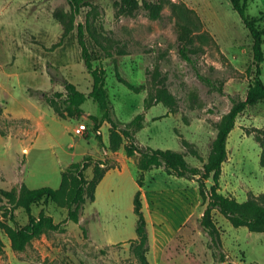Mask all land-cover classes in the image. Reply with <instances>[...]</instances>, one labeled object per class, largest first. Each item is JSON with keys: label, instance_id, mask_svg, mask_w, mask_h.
Listing matches in <instances>:
<instances>
[{"label": "rangeland", "instance_id": "374dc122", "mask_svg": "<svg viewBox=\"0 0 264 264\" xmlns=\"http://www.w3.org/2000/svg\"><path fill=\"white\" fill-rule=\"evenodd\" d=\"M122 4L89 0L76 12L69 0H0V204L6 208L0 211V264H141L135 213L140 156L127 154L126 140L113 148L111 125L101 121L104 111L96 100L88 99L80 116L64 119L54 110L64 107L58 93H65V81L85 94L92 91L79 24L93 65L106 70L113 118L124 127L145 113L144 128L136 133L142 145L181 151L201 167L234 104L247 97L257 74L254 41L230 0H138L132 12ZM248 13L261 18L264 28V0H249ZM261 68L264 80V62ZM117 73L141 91L129 89ZM163 89L173 97L172 107L157 101ZM42 113V126L19 119ZM90 115L99 118V130ZM81 123L88 129L78 137L74 130ZM257 135L264 138V100L237 117L228 138L220 192L240 202L264 194ZM25 146L31 147L28 152ZM97 162H103L106 173L121 171L120 185L96 201L88 195L79 223L67 219L68 207L60 202L34 204L35 215L53 216L64 231L44 227L25 250H16L11 233L29 221L26 210L14 203L23 198L24 183L31 189H57L62 165L86 163L90 190ZM12 189L14 202L2 193ZM140 198L148 264H264V232L234 227L218 210L213 212L218 246L212 242L200 224L206 204L196 180L155 168L144 173Z\"/></svg>", "mask_w": 264, "mask_h": 264}, {"label": "trees", "instance_id": "16d2710c", "mask_svg": "<svg viewBox=\"0 0 264 264\" xmlns=\"http://www.w3.org/2000/svg\"><path fill=\"white\" fill-rule=\"evenodd\" d=\"M234 10L238 12L246 27L253 36V51L254 60L257 66V74L254 82L248 90L246 99L243 102L235 103L221 129L219 130L216 140L214 142L213 150L201 167L192 165L186 158V155L174 149L153 148L151 146L142 145L136 133L144 128L145 113L138 114L129 124L121 127V122L115 120L112 116L113 107L108 97L106 88V70L101 67L93 65L92 52L86 41V33L83 24L78 26V41L82 48V57L89 73L93 77V87L89 94L80 91L77 86L69 81H65V93H58V96H63V108H56V113L62 117H75L85 113L82 105L88 99H94L104 111L101 121L108 122L111 125L112 146L117 148L120 142L126 140L125 150L127 154L140 156L139 168L141 171L140 180L138 182L139 191L135 199V213L139 218L137 226V234L139 237L138 256L141 264H148L145 253L147 235L145 231V219L142 214L141 189L144 186V173L155 168H164L167 174L179 178H186L196 180L200 189L203 202L206 204L205 211L200 218V224L208 232L212 238V242L216 245V222L213 218L214 210L221 212L234 227L245 226L252 232H264V194L258 197H252L247 202H240L235 197L227 196L220 192V177L222 174L223 165L228 158V138L235 128L237 117L248 107L256 105L258 102L264 100V80L260 77L262 73L261 63L264 62V28L261 27V18L254 17L248 13L249 0H230ZM72 7L78 12L81 7L85 6L89 0H69ZM138 6V0H123L122 8L125 11L132 12ZM182 55L189 59L186 50H181ZM118 80L126 85L129 89L139 93L141 87L128 82L120 73H117ZM157 101L162 102L168 107L174 105L173 97L166 90H160L157 96ZM150 108L149 100H145V110ZM4 109L0 108V116H3ZM96 124L99 130V118L94 115L89 116ZM7 118V117H6ZM257 141L262 145V165L264 167V138L260 135L256 136ZM188 142L184 141V144ZM196 155V152H193ZM103 162L96 163V173L92 182L90 190L86 187L88 184L83 170L88 165L86 163H73L68 166L62 173V182L59 188L42 187L39 189H30L25 184L21 188L23 198L15 201V189L11 191L4 190L2 193L9 200L23 207L28 214V223L22 227L16 226L12 231L11 238L13 247L18 251H23L26 248L30 237L39 234L44 227L54 231H64L63 223H56L53 216L44 212L38 216L33 213V205L40 202L47 203L49 200L57 203H62L68 207V220L79 223V209L82 203L85 202L86 197L95 200V194L99 183L104 178L106 171L101 168ZM74 171H76L75 175ZM212 179L214 184L209 187L207 182ZM62 197V200L59 198ZM77 204V208H73V204ZM5 206L0 204V211L5 210ZM10 219L15 221V217L10 208ZM87 235V231L85 230ZM218 246V245H217ZM4 251V244L0 239V253ZM224 259V256H223Z\"/></svg>", "mask_w": 264, "mask_h": 264}, {"label": "crops", "instance_id": "0c3cea01", "mask_svg": "<svg viewBox=\"0 0 264 264\" xmlns=\"http://www.w3.org/2000/svg\"><path fill=\"white\" fill-rule=\"evenodd\" d=\"M19 119H28L30 120V124L32 125V127L34 128V126H42V121L44 119V114H39V115H35L33 117H30V115H26V116H23ZM85 124V123H84ZM78 126V125H77ZM76 126V127H77ZM75 127V128H76ZM33 130V129H32ZM32 130H30L28 133H27V137L31 136L32 135ZM76 140H79L78 138H76ZM31 147H27L25 146L24 147V152H28L29 149ZM106 149V153H110L109 150H108V146ZM70 163L66 164V165H62V168H61V173H63V171L66 169L67 166H69ZM153 170V169H152ZM151 171V170H150ZM150 171H147L150 172ZM118 173V175H117ZM122 172L121 171H118L117 170H110L106 173L105 177L102 179V181L100 182V184L98 185L97 187V191H96V194H95V201L97 200V197L103 193V192H108V190L112 187H114L115 185H120V178L119 176H121ZM61 182H62V175H61ZM25 184V183H24ZM26 185V184H25ZM61 185V184H60ZM27 186V185H26ZM28 187V186H27ZM29 188V187H28ZM31 189V188H30ZM144 204V202H143ZM144 206V205H143Z\"/></svg>", "mask_w": 264, "mask_h": 264}, {"label": "built area", "instance_id": "2783aa9c", "mask_svg": "<svg viewBox=\"0 0 264 264\" xmlns=\"http://www.w3.org/2000/svg\"><path fill=\"white\" fill-rule=\"evenodd\" d=\"M87 129H88L87 125L81 123L75 128L74 133L78 137H83V134L86 132Z\"/></svg>", "mask_w": 264, "mask_h": 264}]
</instances>
